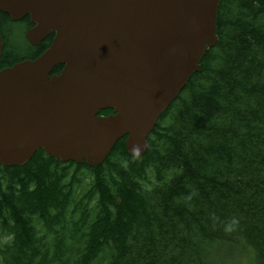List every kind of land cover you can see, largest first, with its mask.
<instances>
[{"label": "trees", "instance_id": "1", "mask_svg": "<svg viewBox=\"0 0 264 264\" xmlns=\"http://www.w3.org/2000/svg\"><path fill=\"white\" fill-rule=\"evenodd\" d=\"M14 24L0 11V69L45 47L8 44ZM217 35L145 154L124 136L97 168L0 164V264H264V0H221Z\"/></svg>", "mask_w": 264, "mask_h": 264}, {"label": "water", "instance_id": "2", "mask_svg": "<svg viewBox=\"0 0 264 264\" xmlns=\"http://www.w3.org/2000/svg\"><path fill=\"white\" fill-rule=\"evenodd\" d=\"M218 3L0 0L12 20L36 24L33 44L55 33L40 57L0 70V163L21 166L43 149L97 167L126 134L129 152L143 155L157 119L217 42ZM58 64L62 74L50 79ZM75 68L88 89H63ZM102 108L115 113L96 117Z\"/></svg>", "mask_w": 264, "mask_h": 264}, {"label": "rangeland", "instance_id": "3", "mask_svg": "<svg viewBox=\"0 0 264 264\" xmlns=\"http://www.w3.org/2000/svg\"><path fill=\"white\" fill-rule=\"evenodd\" d=\"M13 29L16 30V34L10 35V38L8 37V44H11L15 47L20 46L21 48H25L26 50V37L23 34L24 26L20 23H16L11 26ZM89 178H86L85 182H88ZM215 253V252H212ZM229 253V254H228ZM218 259L221 261H224L223 264H245L243 257L237 253L236 250L234 252H222ZM226 262V263H225Z\"/></svg>", "mask_w": 264, "mask_h": 264}, {"label": "flooded vegetation", "instance_id": "4", "mask_svg": "<svg viewBox=\"0 0 264 264\" xmlns=\"http://www.w3.org/2000/svg\"><path fill=\"white\" fill-rule=\"evenodd\" d=\"M26 19H28L27 20V22L25 23L24 22V20H26ZM20 22H22V23H24L25 24V35H26V33H27V31H29V30H31V29H33L34 27H35V24L34 23H32L31 22V20H30V18H23V19H21L20 20ZM49 38H51V41H47ZM53 38H54V35H52L51 34V36L50 37H48V38H45L44 40H42V41H40V43H39V45H35V44H33L32 42H29L28 41V44H27V46H26V50H25V52L26 53H30L33 49H31V47H34V48H41V46L45 43V47H44V49H43V52L51 45V43H52V41H53ZM42 52V53H43ZM41 53V54H42ZM41 54H39V55H41ZM38 55V56H39ZM37 56V57H38ZM36 58V57H35ZM61 67V69L58 71V72H55V70L53 69V71H52V73H51V76H53V75H55V74H57V73H59L62 69H63V66H60Z\"/></svg>", "mask_w": 264, "mask_h": 264}, {"label": "bare ground", "instance_id": "5", "mask_svg": "<svg viewBox=\"0 0 264 264\" xmlns=\"http://www.w3.org/2000/svg\"><path fill=\"white\" fill-rule=\"evenodd\" d=\"M51 34L54 35V37H55L54 32ZM51 34L47 35L45 38L50 37ZM79 35H80V38H83L84 32H80ZM53 40H54V38H53ZM204 54H205V52H204ZM81 77H82V70L80 68L73 69L71 71L70 75L68 76L67 81H66L63 89H88V88H80L79 81H80Z\"/></svg>", "mask_w": 264, "mask_h": 264}]
</instances>
